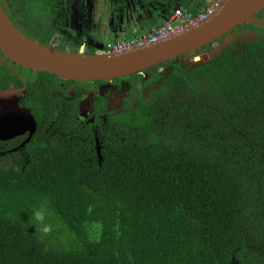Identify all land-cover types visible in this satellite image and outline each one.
Listing matches in <instances>:
<instances>
[{"label":"trees","instance_id":"obj_1","mask_svg":"<svg viewBox=\"0 0 264 264\" xmlns=\"http://www.w3.org/2000/svg\"><path fill=\"white\" fill-rule=\"evenodd\" d=\"M231 44L114 135L0 156V264H264V41Z\"/></svg>","mask_w":264,"mask_h":264},{"label":"flooded vegetation","instance_id":"obj_2","mask_svg":"<svg viewBox=\"0 0 264 264\" xmlns=\"http://www.w3.org/2000/svg\"><path fill=\"white\" fill-rule=\"evenodd\" d=\"M207 1L151 0L148 6L151 11L178 7L200 8V11ZM0 4L9 20L27 37L71 53L94 55L100 45L117 41L114 37L119 35L112 33L119 22L134 26L145 23V0H0ZM100 10L109 15L106 23L98 14ZM256 17L264 20V9ZM159 20L149 18L148 22L159 23ZM251 32L256 35L252 36ZM239 33L245 37L232 43L236 47L234 53H244L241 42L245 40L264 41V37L259 36V33L264 34V26L246 23L228 36ZM126 34L128 30L122 35ZM106 37L111 39L103 42ZM224 39L219 40V44ZM214 46L211 44L199 50L197 59L201 62L205 57H211ZM240 46L242 51L238 50ZM180 60L182 58L155 67L158 69L153 72L147 70L135 79L131 76L110 82H79L24 68L7 58L0 49V115L8 117L0 123V130L2 135H19L11 140H0V148L5 150L0 156L14 150H18L19 155L36 135L41 138L50 135L51 139L55 135H114L119 117H134L139 112L145 115V103L146 107L162 103L158 98L161 97L163 78L172 75L177 66L181 67ZM156 74L159 76L154 80Z\"/></svg>","mask_w":264,"mask_h":264},{"label":"water","instance_id":"obj_3","mask_svg":"<svg viewBox=\"0 0 264 264\" xmlns=\"http://www.w3.org/2000/svg\"><path fill=\"white\" fill-rule=\"evenodd\" d=\"M210 3L211 0H208L206 5ZM263 9L264 0H225L217 15L183 35L122 55L101 52L88 55L57 50L32 40L9 20L0 4V49L11 61L33 71L50 73L68 81L110 82L142 74L169 62H178L192 53L197 56L199 50L211 44L218 45L219 40L246 23L264 26V20L256 17ZM216 54L211 56L210 61ZM189 63L194 67L207 64L196 63L195 59ZM7 119L6 115H0V123ZM17 136L2 135L0 130L1 141Z\"/></svg>","mask_w":264,"mask_h":264},{"label":"built area","instance_id":"obj_4","mask_svg":"<svg viewBox=\"0 0 264 264\" xmlns=\"http://www.w3.org/2000/svg\"><path fill=\"white\" fill-rule=\"evenodd\" d=\"M224 2L225 0H211L210 5L205 6L204 9L197 13H191L189 10L180 7L163 23L152 27L147 34H139L135 29L131 32L130 38L108 43L101 53L106 55H122L183 35L217 15Z\"/></svg>","mask_w":264,"mask_h":264},{"label":"rangeland","instance_id":"obj_5","mask_svg":"<svg viewBox=\"0 0 264 264\" xmlns=\"http://www.w3.org/2000/svg\"><path fill=\"white\" fill-rule=\"evenodd\" d=\"M150 3L149 2H146L145 3V9H144V11L145 12H147V13H150L151 12V10L149 9V8H147V6L149 5ZM185 6V5H184ZM200 8H197V9H195L196 11H198ZM163 12H168V11H170V8H164L163 10H162ZM98 14L101 16V18H102V20L106 23L107 22V19H108V17H109V15H108V13L105 11V10H100V11H98ZM118 25H121V23L119 22V23H117ZM128 25H133L132 23H128V22H126L125 23V26H128ZM251 27H252V25H250ZM250 26H248V27H250ZM118 28V27H117ZM117 28H116V30L114 31V33H112L113 35H115L116 33H117ZM254 28V27H253ZM110 30V29H109ZM108 30V31H109ZM238 31V30H237ZM97 32H99V31H97ZM233 34H236V32L235 33H233ZM251 35L252 36H255L256 35V33L255 32H251ZM251 35H249V36H251ZM259 36H261V37H264V34H260L259 33ZM243 37H245V35L243 34V33H239V34H237L236 36H233V37H231V36H227L226 37V39H224L223 41H222V43L221 44H218V45H215L214 46V48L213 49H215L214 51H212L211 53L214 55L215 53H218L220 50H221V48L224 46V45H228V44H231V43H233V42H236V41H240ZM114 38H119V37H114ZM111 38L110 37H106V38H104V40H103V42H106V41H109ZM106 45L107 44H105L104 46H103V48L104 47H106ZM93 50H94V52L96 51V48H94L93 47ZM238 50L239 51H242L243 50V47H239L238 48ZM97 53L98 52H101L100 51V46L98 47V50L96 51ZM199 56L197 55V56H195V55H193V54H190V55H188V56H186V57H184V58H182V60H180V65L182 66V67H185V66H187L188 64H190L189 63V60H191V59H195V62L197 63V62H200L197 58H198ZM207 63V62H206ZM199 64H201V62L199 63ZM173 67H169V69H172ZM2 158H3V162H2V166L3 167H6V166H8L9 164H10V162H14L15 163V161H17L18 159H20L21 157H22V155H18V150H14V151H12V152H7V153H5V154H3V156H1Z\"/></svg>","mask_w":264,"mask_h":264},{"label":"crops","instance_id":"obj_6","mask_svg":"<svg viewBox=\"0 0 264 264\" xmlns=\"http://www.w3.org/2000/svg\"><path fill=\"white\" fill-rule=\"evenodd\" d=\"M147 8H149V6H147ZM173 11L174 10L172 9V10L166 12V13L162 12V11H159V10H152L150 13L145 12V23L142 26H134L133 25V27L127 28V26L123 25V28H122L120 25L119 26L117 25L118 28H117V33L116 34H118L120 36V37L118 36L119 37L118 40H123V39L130 38L131 37V30L135 29V28H138L140 34H147L148 31L153 27V26H150L151 22H148L149 18H151V19L152 18H155V19L159 18V19H161V20H159L160 21L159 24H161V22H163L165 20L164 19L165 17L169 18L172 15ZM198 11L192 10L191 12L197 13ZM160 15H161V17H160ZM159 24H157V26ZM126 30H128V34L122 35V34H124L126 32ZM114 40H116V39L114 38Z\"/></svg>","mask_w":264,"mask_h":264},{"label":"clouds","instance_id":"obj_7","mask_svg":"<svg viewBox=\"0 0 264 264\" xmlns=\"http://www.w3.org/2000/svg\"><path fill=\"white\" fill-rule=\"evenodd\" d=\"M207 6V5H206ZM178 8H180V7H178ZM177 8V9H178ZM176 10V9H175ZM174 10V11H175ZM173 11V12H174ZM199 12V11H198ZM173 14V13H172ZM172 16V15H171ZM170 16V17H171ZM165 21V20H164ZM160 25V24H159ZM138 33H139V31H138ZM140 34V33H139ZM131 35H132V33H131ZM225 39H226V37H225ZM118 41V40H117ZM116 42V41H115ZM113 43V42H112ZM225 46V45H224ZM223 46V47H224ZM100 51H102V50H100ZM214 59V58H213ZM212 59V60H213ZM211 62V61H210ZM209 62V63H210ZM208 64V63H207ZM49 213L47 212V209H45V208H41V209H37V210H34V220L37 222V223H39V224H41V225H43V227L41 228V231L44 233V234H47L49 231H50V226L49 225H46L44 222H45V219H46V216L48 215Z\"/></svg>","mask_w":264,"mask_h":264}]
</instances>
